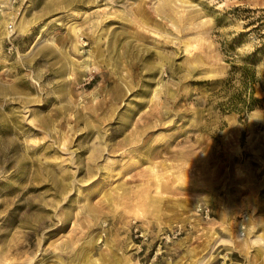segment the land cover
Segmentation results:
<instances>
[{
    "label": "rangeland",
    "instance_id": "374dc122",
    "mask_svg": "<svg viewBox=\"0 0 264 264\" xmlns=\"http://www.w3.org/2000/svg\"><path fill=\"white\" fill-rule=\"evenodd\" d=\"M0 264H264V0H0Z\"/></svg>",
    "mask_w": 264,
    "mask_h": 264
},
{
    "label": "bare ground",
    "instance_id": "6f19581e",
    "mask_svg": "<svg viewBox=\"0 0 264 264\" xmlns=\"http://www.w3.org/2000/svg\"><path fill=\"white\" fill-rule=\"evenodd\" d=\"M117 87V86H116Z\"/></svg>",
    "mask_w": 264,
    "mask_h": 264
}]
</instances>
